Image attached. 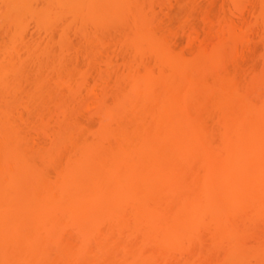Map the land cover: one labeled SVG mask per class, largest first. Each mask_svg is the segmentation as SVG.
Instances as JSON below:
<instances>
[{
  "label": "bare ground",
  "instance_id": "bare-ground-1",
  "mask_svg": "<svg viewBox=\"0 0 264 264\" xmlns=\"http://www.w3.org/2000/svg\"><path fill=\"white\" fill-rule=\"evenodd\" d=\"M46 1L51 5L43 6L57 4L67 15L83 8L106 32L127 27L120 44L133 54L129 52L131 61L123 65L122 76L112 72L113 100L96 108L97 127L55 121L53 134L44 130L51 134L47 149L32 147L22 114L35 109L37 117H43L38 113L48 103L45 96L56 97V92L37 88L23 94L21 86V92L8 90L22 78L24 61L9 69L8 60H0L8 62L7 68L0 63V264H236L248 258L264 262V67L245 83L221 76L216 70L227 43L221 39L213 41L208 56L202 43L203 56L174 53L164 35L153 32L143 6L147 0ZM242 1L248 0H228L235 10L231 15H237ZM255 1L254 25L260 24L264 44V0ZM3 2L8 18L18 19L19 25L29 0ZM34 13L29 11L35 17ZM228 25L230 33L233 27L239 29L234 22ZM227 33L220 35L227 39ZM9 38L8 44L13 40ZM205 65L221 74L211 78ZM75 92L68 96L76 99ZM19 95L36 102H10ZM57 101L50 105L56 108ZM61 105L58 114L68 117L69 104ZM39 119L37 129L48 126ZM50 168L53 176L46 173Z\"/></svg>",
  "mask_w": 264,
  "mask_h": 264
},
{
  "label": "rangeland",
  "instance_id": "rangeland-1",
  "mask_svg": "<svg viewBox=\"0 0 264 264\" xmlns=\"http://www.w3.org/2000/svg\"><path fill=\"white\" fill-rule=\"evenodd\" d=\"M141 1L143 2V0H141ZM254 1L253 0H251V1L248 0L245 2L242 1L241 5L239 6L241 9L240 8H239L240 10L238 9L239 12L237 13L236 16L231 15V13L235 12V10H234L233 6L230 5L231 3L230 2L228 3V0H147V1H144L143 6H145L144 8H146L145 11H146V15L148 17V21L153 26V28H152V30H154L153 32H156L155 34H157L158 37H159V35L161 37L164 35L163 38H165L164 40L167 41V43H168V44L166 43V45L167 46L171 45L170 46L171 49L173 48L172 51L174 53L176 52V54L182 53V55H184L188 58H192L194 56L193 55L194 53H195V56H200L207 51L204 55L207 54V56H208L209 54H211V52H213L212 46L215 45V43H214L215 41L219 42L220 39H221L220 42L224 41L226 43V41H227L226 44H223V45L221 44L222 48H221V54L220 55L222 57V59H221L222 61L219 65L220 67H218V69L216 70V71L219 70L222 74L220 72H216L215 69H212L210 66L208 67V65L207 66L205 65L204 68L208 69L207 72H209L211 74V76L213 75L211 78L215 77L217 74L218 75L221 74V76H223V75L228 76L229 75V76L236 78L239 82L245 83L250 79V76L252 75V73L253 74L259 73V72L261 73V69H262L261 67H264L263 62H262V60L264 58V54H263L264 53V44L262 43V41L260 39V35H261V29L259 27L260 24L258 23L259 26L256 23L254 25V18L253 17L255 15H257L256 12H258V5H257L256 1L255 2ZM29 2H28L29 5H27L29 8L26 6L21 11V13L23 14V15L20 14L21 17L19 16L20 17L19 20L21 22L18 21L19 23H17V24H19V25H16V22L18 19L13 20L14 19V17H13L12 18L13 21H12L11 18H8L10 15L9 14L10 12H8V10H6L3 0H0V8H1L0 9V15H1L0 16V44H1L0 45V60L1 59L3 60V58H5V60H8V62L10 64H8L7 61L4 64L5 60L0 61V63L4 67H6L8 64V66H10L9 69H12L13 64H14L13 68H18V66H19L18 64H20L21 61H22V63L24 61V64H22V65H24V67L22 66L23 71H21V73H22L21 77L22 78H20L17 82L12 84L13 86L11 85L8 88V90H11V89H12L11 91H13V89L19 90L18 87L21 86L20 89L22 88L21 89L22 93L24 91L29 92V91H32L33 89H37V88H39V90L44 92V93L56 92L55 94H56L57 98L52 97V96L48 97V95L45 96V98H46L45 102L48 101V103H45L46 105H44V106H46V107L43 110L46 112H44L41 109L43 112L40 110V113H38V115L41 114L43 116V117H41V116H39V117L42 118V120H44V123L47 122L46 126L48 125L49 127L48 126L45 128L40 127L41 129L39 127H38L39 129H37L35 127V125H37L38 119H39V117H37V112H34L35 109L33 111H30V110L27 111L28 114L27 113L22 114V117H23V115H25L23 119H25L27 117L26 120L28 123H30V124H28V123L25 124V127L27 129L25 127L24 128H25V134L27 136L26 138H28V139L31 138V139H29V141H30V143H32L31 144L32 147L37 149L39 147L42 148L44 146L43 148L46 147V149H47V147H49L48 145H50L49 144L50 143L49 137L51 136V134H45L44 130L46 131V133L54 132V130H56V128H57V127L55 128V125H56L55 123H57V122H58L57 124L61 123L62 125H65V126H70V124H71V127H72V123L74 124L77 122V123H80L83 128H88V129L90 128L91 130H93L97 127L98 120H97V117L95 115L96 114V108L100 104L110 105L112 100H113L114 84H112V83H113L115 76L114 77L112 76V74H113L112 72L113 71L115 73L117 72L116 75L118 74V76H122L121 74H124L123 73V72H125V71H123L125 69L124 66L127 65L126 63H129L131 61L129 52H131L133 54V52H132L133 50L129 48L131 50V51H129L127 48H125V47H127L126 45H124L125 47H122V44H120L122 42V39L120 37L123 36L122 33L126 32V30H127V27L124 28L125 26L123 27V29L120 28V30L118 29L119 26H116V27H118L117 31H116V29H114V30L106 32V31L102 30V27L98 28L99 26H96L94 24V22H92V21H94L93 17L86 15L83 8L77 7L79 9V11H81L78 13V14H80L79 15L80 17H79L77 15L78 9H75L76 11L74 10L76 13L73 12L72 13L73 15L71 13L69 15H67L68 14L67 12L63 13L66 10L64 11V8L62 9V7H58L59 5L57 6V4L54 5L55 9L52 6H48L50 8L49 9L46 7V5H44V6L42 5L44 3L48 4L50 1L47 3L46 0L45 1L44 0H29ZM51 3H52V1H51ZM51 3H49V4L51 5ZM248 3H249V5H247ZM40 4H41V6H39ZM150 5H152V6H150ZM254 5H257V6H254ZM37 6H38V8H37ZM34 7H36V8H34ZM45 7H46V10H44ZM255 7H256V9H255ZM57 8H58V10H59V8H61L63 10V12L61 13L60 12L61 10L58 11ZM242 8H244V9L246 8L248 11H246V9L244 11V10H242ZM32 9L34 12H37V13H34L35 17L32 16L31 14H29V11L33 14ZM249 9H251V10H249ZM42 10L46 11L45 14L43 13ZM4 11L7 12V15H5ZM49 12H50V14H49ZM74 13L76 15L75 17H73ZM52 14L53 15L57 14L58 17H57V15L53 16ZM242 14L244 17L243 20H242L243 17L241 16ZM3 15H5V16H3ZM37 15L39 17H37ZM238 15H240V16H238ZM22 16H23V19H22ZM225 17H226V19H225ZM80 18H81V20H80ZM239 19H241V20H239ZM22 20H23V23H22ZM225 20H226V22H225ZM229 21H231V23L229 25H231L232 22H234V25H236V27L239 28V29L236 28L237 30L234 27H233L234 29L233 28L231 29V31L233 30V33L236 30V32L234 33L235 37H234L233 33H230L227 30L228 29L227 25H228ZM236 21L238 22V25H237ZM12 22H14L13 24H15V25H13ZM240 22L242 23V25H240ZM9 24H10V26H8ZM20 24H22V25H20ZM224 24H226V25H224ZM218 25H220V26L218 27ZM15 26H16V28L19 27L20 28L19 30H21V31L18 32V29L17 30L14 29ZM152 26H150V27H152ZM223 26H225V27L223 28ZM220 29H222V30L225 29L229 33H227L226 31H221ZM62 30H63L64 34L62 33ZM11 31H15L16 35L15 34H13V35H15L17 38H21V40L17 39L16 37H12L11 33H14V32H11ZM216 31H218L220 33H217ZM101 32H104V34ZM224 32L227 33V35L230 34V37L228 36V38H227V39H230V41L227 40L224 36L221 37L222 34L224 35ZM216 34H218V36L220 38L218 36H216ZM258 34H259V36H258ZM227 35H226V37H227ZM242 35H243V37H242ZM9 36L11 38H13V40L11 41L13 44L12 43H9V44H12L16 47H13V46L8 44V42H10ZM191 36L194 37V39ZM216 37H217V39H216ZM223 37L225 38V40H222ZM14 38H16L15 39L16 42L14 41ZM167 38H168V40H167ZM231 38H232V40H231ZM188 39L189 40L192 39V40L187 41ZM19 40L21 42H19ZM245 41H248V42H245ZM17 42H19V45L17 44ZM22 43H23V45H22ZM37 43H39V44L37 45ZM201 43H202V45H204V48L206 47L204 53H203L204 48H202L203 46L201 45ZM228 43H230V44H228ZM62 44L64 46H62ZM4 45H6V46H4ZM199 45L203 49V51L201 50ZM17 46H19V47H17ZM33 46H34V48H33ZM5 47H6V49H5ZM8 47H9V49L11 47V49L9 50ZM197 47H199V50L202 51L201 54H200L201 51L199 52ZM1 48L5 49L7 51H4ZM13 49L17 50V51H15L16 53L15 52L13 53ZM24 49H25L26 53H25ZM31 49H33V50H31ZM33 51H34V53H32ZM230 52H231V54H230ZM100 54H102V56L105 58L104 60ZM38 56L40 57V59ZM105 56H107V57H105ZM109 56H112L111 57V58H113L112 61H111V58ZM118 56H119L121 61H119ZM28 57H29V59H28ZM32 57H33V60H30ZM132 57L133 56H131V58ZM9 59L14 60V62L12 61V63H11L10 62L11 60L9 61ZM18 59L19 60L21 59V60L19 61ZM15 61H16V63H15ZM35 61H37V62H35ZM127 61H129V62H127ZM18 62H20V63H18ZM33 62L35 64H33ZM109 63L111 66L109 65ZM105 65H107V66H105ZM209 70L212 72H210ZM213 70H214V72H216L215 75H214ZM106 71H108V72H106ZM254 71H256V72H254ZM115 73L113 75H115ZM209 73H208V75L210 77ZM109 74L112 76L111 78H110ZM112 78H113V80H112ZM105 79H106V81H105ZM20 80H22V81H20ZM55 80L57 81V83ZM111 80H112V82H111ZM209 80H210V78H209ZM39 81H40V83H39ZM30 83H31V85H30ZM36 83H38V84H36ZM55 84H57V85H55ZM67 88H68V90L69 89L70 90L66 91ZM93 89H94V91H93ZM98 90L100 93L98 92ZM0 91H2V90L0 89ZM65 92L67 94H65ZM69 92L70 93H74V92L77 93L78 95L76 97H74L76 99L69 97L68 96ZM90 92H91V94H90ZM101 92H103V94ZM55 94L53 96H55ZM100 94H102L103 96ZM19 96L17 98L16 97L13 98L14 100L12 99L13 101L11 100L10 102L19 103L22 101L21 102L22 104H25V103L27 104L29 102L28 104L31 103L30 105H32V106H33L34 102H36V101L32 102L30 100H26V97L24 95L23 96L19 95ZM21 97H22V99H21ZM64 97H66V98H64ZM52 98H53V100L55 99V101L50 100V103H49V99H52ZM56 100H58V101H57V105L55 104L56 108H54L53 102L56 103ZM77 100H78V102H77ZM63 101H66V102H63ZM64 103L66 106L69 104L67 107L70 106L69 109L72 112V113L70 112L71 115L69 114L68 117H62L60 114H58L57 107L59 108V105H61V104H62L61 106H65ZM50 104L53 106H51ZM71 105H72V107L74 106L73 109H72ZM49 106H51V107H49ZM75 108L76 109L78 108L81 112H83V114L81 112L78 113ZM73 111L75 113L74 114L75 116L73 115ZM208 111L206 112V115H208L207 117H210L209 116L210 112H208ZM31 112H33L34 114L33 113L31 114ZM51 113H53L52 114L53 116L50 115ZM56 113L59 116L55 115ZM213 113L214 112L211 111L212 115H214ZM35 114H36V116H35ZM76 114H78V115L81 114L82 116L81 115L77 116ZM88 114L91 115V117ZM47 116H48V118H47ZM50 116L52 117L53 120L50 118ZM35 117H37V118H35ZM70 117L72 118L71 120H69ZM79 117H81V118H79ZM211 117H210V119H211ZM49 118L53 122L52 121L48 122L47 120H49ZM54 118L57 119L58 121L55 120ZM73 118L74 119L76 118L77 120L76 119L73 120ZM31 119H32V121H31ZM210 119L207 122L211 123ZM68 120H69V122H68ZM70 121H73V122L71 123ZM35 122H37V123H35ZM50 124L52 126H50ZM66 124H68V125H66ZM33 126H34V129H33ZM35 128L39 132H37L35 130ZM41 131L44 132L43 133L44 135L48 136V139H47V136L45 138L42 135ZM43 137L45 139H41ZM89 138L90 137H88V139ZM46 142L48 145L46 144ZM35 143H38L39 145H37ZM37 146H39V147H37ZM47 169L48 168H46V170ZM50 170H51V168H50ZM50 170L46 171V173H47V175L50 174V176H53V171L51 170L52 171L51 172ZM177 259H176L177 261L180 260L179 258H177ZM237 262L238 263L240 262L239 264H264V262L260 261L261 263H259V261L254 259V258H248L246 260V263L241 262L240 259ZM238 263H236V264H238Z\"/></svg>",
  "mask_w": 264,
  "mask_h": 264
}]
</instances>
